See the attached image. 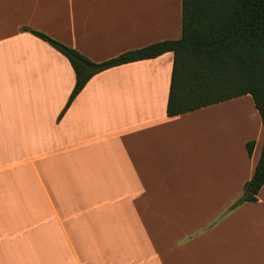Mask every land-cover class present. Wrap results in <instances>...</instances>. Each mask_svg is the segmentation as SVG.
Wrapping results in <instances>:
<instances>
[{"label":"crops","instance_id":"obj_1","mask_svg":"<svg viewBox=\"0 0 264 264\" xmlns=\"http://www.w3.org/2000/svg\"><path fill=\"white\" fill-rule=\"evenodd\" d=\"M180 5L0 0V264H264V184L228 210L263 141L249 94L168 116L164 52L94 74L58 118L74 72L23 29L99 62L178 38ZM243 96L253 134L232 144L206 113Z\"/></svg>","mask_w":264,"mask_h":264},{"label":"trees","instance_id":"obj_2","mask_svg":"<svg viewBox=\"0 0 264 264\" xmlns=\"http://www.w3.org/2000/svg\"><path fill=\"white\" fill-rule=\"evenodd\" d=\"M23 29L63 54L74 72L73 87L58 118L94 74L164 52H172L168 116L249 94L262 124L263 141L252 176L228 210L257 199L264 184V0H181L178 38L126 50L99 62L43 32ZM253 143H246L249 154Z\"/></svg>","mask_w":264,"mask_h":264},{"label":"rangeland","instance_id":"obj_3","mask_svg":"<svg viewBox=\"0 0 264 264\" xmlns=\"http://www.w3.org/2000/svg\"><path fill=\"white\" fill-rule=\"evenodd\" d=\"M215 118L214 122L220 127V132H226L230 135L221 134L222 139L226 140V137L231 138L230 141L233 144L234 141L239 142L241 136H249L252 133L250 123L252 116L256 117V111H254L251 98L249 96H243L241 99H232L231 103H223L219 107H215L212 111L206 113ZM254 142H258V138H253ZM224 142V141H222ZM253 143V146L254 144ZM236 148L238 143L234 144ZM261 145V140H260ZM252 146V147H253ZM247 149V148H246Z\"/></svg>","mask_w":264,"mask_h":264}]
</instances>
